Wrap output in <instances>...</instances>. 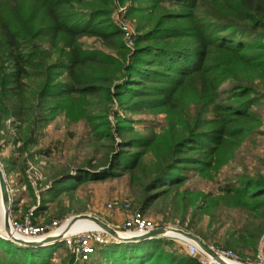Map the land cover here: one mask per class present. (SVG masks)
I'll return each mask as SVG.
<instances>
[{"label":"trees","instance_id":"1","mask_svg":"<svg viewBox=\"0 0 264 264\" xmlns=\"http://www.w3.org/2000/svg\"><path fill=\"white\" fill-rule=\"evenodd\" d=\"M148 1L179 10L157 14L150 30L132 37V48L113 18V0H0V133L12 119L27 123L18 137L3 139L28 156L20 169L38 205L28 163L35 157L32 148L39 144L44 114L65 113L71 122L86 120L94 143L106 154L76 176H60L51 192L57 196L88 180L106 181L128 173L131 185L140 189L141 211L159 200L168 205L180 202L183 226L189 207L192 219L208 215L207 230L195 221L185 230L209 244L231 207L260 211L264 221L261 174L238 175L226 196L180 192L190 175L209 176L232 163L259 123L264 0ZM85 38L99 40L104 48H87ZM158 112L185 119L187 128L167 139L132 135L126 115ZM24 114L27 118L20 120ZM2 164L9 178L15 163L4 159ZM43 195L37 210L46 207ZM243 232L238 237L226 232L225 246H213L257 252L264 224ZM61 250L66 254L61 264H198L168 238L114 242L101 246L86 263L76 261L61 242L34 248L0 240V264H55L54 255Z\"/></svg>","mask_w":264,"mask_h":264},{"label":"rangeland","instance_id":"2","mask_svg":"<svg viewBox=\"0 0 264 264\" xmlns=\"http://www.w3.org/2000/svg\"><path fill=\"white\" fill-rule=\"evenodd\" d=\"M113 10L115 22L127 27L131 36L137 37L139 33L146 32L154 26L157 14H161L164 11H177L179 8L173 5H158L148 0H113ZM82 41L90 49L104 48L102 42L95 38H85ZM130 46L136 48V42L133 41ZM257 81L259 92L263 96L262 107L258 109L259 123L253 125L254 133L248 137L241 147L236 159L219 172H211L209 176L190 175L185 187L180 188V192L189 189L210 194L216 198L218 196H226L229 184L236 182L238 175L248 173L250 176H257L258 174L264 176V82L259 79ZM35 82L37 83L38 81ZM116 109H119V105L116 106ZM193 114L194 112L192 111L190 114L188 112L187 115L192 117ZM44 116L47 117H44L46 121L40 124L39 144L32 148L33 152H35V157L30 159L28 163V175L36 189L38 205L41 204L40 196L43 194L47 201L44 209L36 211L37 221L35 222L39 223V225H46L54 220H66L79 215H90L101 219L109 225L122 227L131 215L141 210V206L138 204L141 194L140 189L131 185L128 173H125L122 177L106 181L88 180L76 190L61 193L57 196H55L56 192H51L53 185L61 179L59 178L60 176L68 174L76 176L79 170L85 168L90 162L93 165H97L104 158L106 151L100 144L94 143L91 129L86 120L71 122L66 118L65 113L58 114L55 117L51 116L50 113H46ZM126 116L132 122L133 136H154L167 139L170 136L184 132L187 128L185 119L183 121L181 117L169 115L166 112L129 114ZM25 118L27 116L24 114L20 120ZM111 120L113 124H117V120L114 117H111ZM188 121L192 122L191 120ZM7 125V131L3 130L4 132L0 133V162L2 163L4 159H11L15 163L13 166L15 170L7 178V181L9 188L14 191L13 212L20 209L23 217L26 209L28 211V209L38 206L35 205L36 201L31 199V195L26 190L20 169L28 156H21L12 144L5 143L3 137L12 141L14 137L19 136L20 130L21 132L26 130L23 125L25 127L27 123L12 119ZM126 136L129 137V135ZM41 150L43 151L41 152ZM45 151H48V153H45ZM114 201L130 203L131 207L123 211L108 209V205ZM179 203L168 205V202L159 200L152 203V207L143 213L149 221L164 228L186 231L185 228L195 221V225L199 229L204 231L208 229L210 217L203 215L192 219V207H189V214L183 226L182 203ZM0 204L2 216L4 210L1 198ZM222 204L224 203L222 202ZM201 206L206 210L208 209L204 201H201ZM226 207L228 209V206ZM261 210H264V207ZM17 219L20 220L21 217ZM223 220V224L217 227L219 234L208 244L221 250L228 249L217 248L213 245L217 242L221 247L225 246L228 239L226 232H229L230 235L235 234L238 237L247 228L253 229L256 225L263 227L264 224L260 211L251 213L242 207H231V210L226 211ZM78 222L80 221L76 223ZM118 231L123 232L122 230ZM262 238H264V235L257 240V250ZM168 239L175 241L178 247H181L188 254L185 247L177 239L171 238V236ZM2 244L4 243L2 242ZM236 253L241 257L242 264H254L255 250L248 247ZM65 256L64 250L57 252L54 255V263L61 264V258Z\"/></svg>","mask_w":264,"mask_h":264},{"label":"built area","instance_id":"3","mask_svg":"<svg viewBox=\"0 0 264 264\" xmlns=\"http://www.w3.org/2000/svg\"><path fill=\"white\" fill-rule=\"evenodd\" d=\"M121 28L126 34V39L129 40L130 44L133 43V36H131L128 28L124 26H121ZM1 165L3 166L2 163ZM13 193L14 191L10 189L12 204L14 203ZM38 207L39 206H36L30 209L29 212L20 220L14 217L12 210L10 218V231L12 237L21 238L27 241H39L48 236H55L71 220H54L50 224L39 225V223L35 222L37 221L36 211ZM130 207V203H123L120 201H114L108 205V209L113 211L128 210ZM111 226L117 230H122L123 232L134 236L145 235L155 229L162 228L160 225L149 221L141 210H138L131 215L122 227ZM62 232L58 234L60 235ZM11 236H9L6 231L5 215L1 216L0 204V240L13 243ZM171 238L177 239V241L185 247L191 257L197 258L198 264H218L216 260L201 250L195 242L188 240L186 237L178 235L177 237ZM114 242L118 243V241L112 236L99 229L67 233L61 241V243H64L71 251L76 261H80L82 263L90 261L97 254V251L101 246H107ZM213 249L225 262L229 264H242L241 257L236 252L232 250L216 249L214 247ZM254 264H264V238H262L259 243L258 250L255 254Z\"/></svg>","mask_w":264,"mask_h":264},{"label":"water","instance_id":"4","mask_svg":"<svg viewBox=\"0 0 264 264\" xmlns=\"http://www.w3.org/2000/svg\"><path fill=\"white\" fill-rule=\"evenodd\" d=\"M0 195L2 198V204H3V208H4L6 231L9 234V236H11L10 218H11V212L13 210V204H12V200H11L10 188L8 185L7 176L5 174L3 166L1 165V162H0ZM79 219H88V220L93 221L94 223L99 225V227H100L99 230H102L105 233L109 234L114 239H116L118 242H124V243H126V242H140V241H144V240L159 239V238H168L169 236H167L166 232L168 230H171V231L178 233L179 235L186 237L188 240L195 242L200 247L201 250H203L207 255H209L214 260H216L218 262V264H229V263L225 262L224 260H222L217 255V253L215 252L213 247H211L210 245L205 243L199 236L194 235V234L189 233V232H186L184 230L162 227V228L155 229V230L149 232L148 234L141 235V236H134V235H130V234L126 235V236H122L121 235L122 233L123 234H127V233L118 231L117 229H115L111 225H109L108 223L102 221L101 219H99L97 217L90 216V215H79V216H75V217L71 218V220L69 221V223L66 226V228L64 229V231L58 236H56V235L55 236H48V237H46L42 240H39V241H27V240H24L21 238H15L12 236L11 237H12L13 243L20 245V246L34 247V248L47 247L50 245H54L58 242H61L62 239L64 238V236L67 233H69L71 227Z\"/></svg>","mask_w":264,"mask_h":264},{"label":"bare ground","instance_id":"5","mask_svg":"<svg viewBox=\"0 0 264 264\" xmlns=\"http://www.w3.org/2000/svg\"><path fill=\"white\" fill-rule=\"evenodd\" d=\"M0 198H1V195H0ZM1 200H2V198H1ZM3 210H4V208H3ZM3 215H4V212L2 213V216ZM78 221H80V222L75 223L71 227L69 233H74V232H79V231H84V230H98V229H100L99 225L96 224V223H94L91 220H88V219H79ZM67 225H65L63 227V229H61L58 233L62 232L66 228ZM58 233L56 234V236L59 235ZM166 233H167V236H171V237H177V235H179L178 233H176L174 231H171V230H168ZM121 235L122 236H126V235H129V234H123L122 233Z\"/></svg>","mask_w":264,"mask_h":264},{"label":"crops","instance_id":"6","mask_svg":"<svg viewBox=\"0 0 264 264\" xmlns=\"http://www.w3.org/2000/svg\"><path fill=\"white\" fill-rule=\"evenodd\" d=\"M13 215H15V218L21 217L22 218V211L20 209H17L16 211L13 212Z\"/></svg>","mask_w":264,"mask_h":264}]
</instances>
